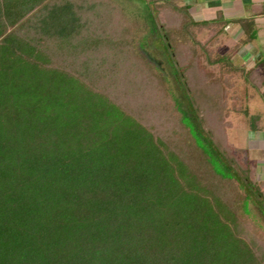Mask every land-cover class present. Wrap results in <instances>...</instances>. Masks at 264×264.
<instances>
[{
	"label": "trees",
	"instance_id": "1",
	"mask_svg": "<svg viewBox=\"0 0 264 264\" xmlns=\"http://www.w3.org/2000/svg\"><path fill=\"white\" fill-rule=\"evenodd\" d=\"M148 3L0 0V264H264V182L229 144L224 69L257 89L264 73L232 64L243 39L198 52L221 12Z\"/></svg>",
	"mask_w": 264,
	"mask_h": 264
},
{
	"label": "rangeland",
	"instance_id": "2",
	"mask_svg": "<svg viewBox=\"0 0 264 264\" xmlns=\"http://www.w3.org/2000/svg\"><path fill=\"white\" fill-rule=\"evenodd\" d=\"M120 5H122L127 14L131 18L141 17L145 10L149 8V0H115ZM178 5L190 4L194 7L195 5L200 7L201 5L195 0H169ZM158 3H166V0H157ZM153 6V4H152ZM204 8V7H203ZM201 8H193L192 12L201 13ZM188 11L191 14L190 8ZM220 10H207L203 13L202 17L204 21L207 20H217L219 18ZM192 15V14H191ZM193 16V15H192ZM194 18V17H193ZM220 19V18H219ZM218 19V20H219ZM196 20V19H195ZM202 19L198 20L201 21ZM202 20V21H203ZM211 27L217 32L210 37V29L204 28L202 32H196V36L200 39L201 46L198 45L196 48L200 53H211L212 57L216 54H228L236 48L238 45L240 37L245 40V42H250L255 36H264V25L258 32V28L255 27V20L242 19L243 29L247 32L245 34L239 35L234 30L227 29L224 25H218L216 23ZM253 32L254 36L250 38V33ZM238 35V37H237ZM147 45L142 49V52L149 58L153 63L158 65L168 76L173 79L170 64L167 62L163 53H166L162 41L151 34H146ZM258 40V39H257ZM250 46V44H248ZM264 47V43H263ZM245 48L243 47L242 50ZM241 50V51H242ZM233 53V52H232ZM233 53L232 64L240 68H251L252 65L255 66L252 61L254 53ZM246 58H245V57ZM247 59V60H246ZM215 67V66H214ZM259 69V66H257ZM224 76L229 77L232 85L228 87L227 93V110L229 112L228 119L232 122L231 127L228 129V141L233 147L234 153L239 155L242 162L251 161L254 169V179L260 182V175L258 174L255 167L256 158H264V144L263 147L257 145L255 135L251 132V115L264 114V98L261 95V90L254 87L250 82H247L241 71H229L226 67L224 69ZM262 171V170H259ZM264 172V171H262ZM264 190V187H263ZM252 212L254 214L255 221L262 226L264 229V211L258 206L251 205Z\"/></svg>",
	"mask_w": 264,
	"mask_h": 264
},
{
	"label": "crops",
	"instance_id": "3",
	"mask_svg": "<svg viewBox=\"0 0 264 264\" xmlns=\"http://www.w3.org/2000/svg\"><path fill=\"white\" fill-rule=\"evenodd\" d=\"M195 2L199 3L201 6L198 7V5L192 7L191 3L188 4L191 14L193 15L194 19L196 20H203V13L207 10H220L222 16L227 19L229 22L224 24V27L227 29H230L231 31L234 30L239 35L245 34L247 31L243 29L242 20L239 21L237 19H250L255 20V28H258L259 30L263 27L264 25V0H195ZM204 7V8H203ZM193 8H201L203 12L197 13V12H192ZM219 12V13H220ZM262 26V27H261ZM238 37V35H237ZM239 38V37H238ZM258 39V40H257ZM242 38L240 37L239 41H241ZM264 36L258 37L255 36L254 39H252L250 42H245L243 43L236 51L235 53H254L253 62L255 64L252 65L255 69H257L260 73H264ZM250 44V46L248 45ZM245 48L242 50V48ZM242 50V51H241ZM244 54V55H245ZM246 56V55H245ZM244 56V57H245ZM246 58V57H245ZM247 60V59H246ZM259 66V69L257 68ZM261 90V95L264 98V85L259 88ZM260 117L259 123L257 124L256 129H251L250 131L254 133L255 139L257 142V145L259 147H263L264 144V114H258ZM255 161V167L256 171L258 174H261L260 181L264 182V158L259 157L256 158ZM262 170V171H259Z\"/></svg>",
	"mask_w": 264,
	"mask_h": 264
}]
</instances>
